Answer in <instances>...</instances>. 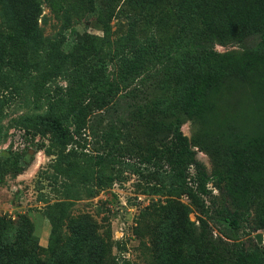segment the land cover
Wrapping results in <instances>:
<instances>
[{
	"label": "rangeland",
	"instance_id": "1",
	"mask_svg": "<svg viewBox=\"0 0 264 264\" xmlns=\"http://www.w3.org/2000/svg\"><path fill=\"white\" fill-rule=\"evenodd\" d=\"M189 1L176 2L183 7ZM127 2L116 1L115 17L109 22L110 38L141 41L148 35V28L129 21ZM137 2L153 7L171 6V0ZM0 3L16 7L18 0ZM39 3L37 27L42 41L36 52L42 69L48 68L54 59L56 51L50 50L51 43L63 41L62 49L66 50L80 34L103 35L94 13H82L73 6L54 10L45 1ZM215 10L218 15V7ZM174 23L171 16L163 18L161 29L165 35L175 28ZM10 33V27L0 16V42H7ZM238 34L212 42V48L223 55L211 66L218 76L187 82L176 92L169 87L166 93L154 91L150 95V100L157 103L165 98L184 100L187 107L177 113L181 131L206 172L217 171L222 176L220 181L216 177L209 179L205 191L197 192L208 215H202L186 194L174 193L169 186L167 155L161 150L172 140L173 126L169 122H174V115L158 114L163 122L158 133H146L141 118H135L131 126L117 130L119 134L111 132L110 141L105 142L102 134L109 132L110 119L99 118L95 111L83 129L87 139L77 145V152L91 155L96 148L99 152H114L113 160L100 165L114 180L107 187L83 184L54 171L56 156L46 151L48 133L26 131L18 123L24 113L34 110L29 96L39 71L31 70L18 88L2 85L0 80V217L19 222L25 230L31 224L27 244L37 246V250L32 252L30 248V256L33 253L50 263L55 258L50 246L52 237V244L57 239L59 245L75 240L68 249L74 254L68 264H94L93 260L82 262L86 247L95 256H103L102 264H111L113 258L115 264H211V259H218V264H234L237 253L227 252L223 240L232 241L228 236L236 232L251 253V263H256L255 252L260 247L264 249V75L256 65L250 69H243L242 65L253 55L258 34ZM47 85L51 89L65 86V76L55 75ZM146 144L154 146L157 153L144 151ZM79 160L81 156L67 157L68 164ZM187 172L188 186L196 189L193 166ZM245 210L247 220L232 231L222 219L223 214ZM256 234L262 236V242L257 241ZM174 238H180L179 262L172 252ZM12 243L13 240L8 248L16 249L18 244Z\"/></svg>",
	"mask_w": 264,
	"mask_h": 264
},
{
	"label": "trees",
	"instance_id": "2",
	"mask_svg": "<svg viewBox=\"0 0 264 264\" xmlns=\"http://www.w3.org/2000/svg\"><path fill=\"white\" fill-rule=\"evenodd\" d=\"M40 1L47 2L54 10L73 6L74 10L82 13H94L103 35L80 34L66 50L62 49L63 41L51 43L50 50L56 51L54 59L48 68L42 69L36 52L38 43L42 41L37 27ZM116 1L18 0L16 7L0 3V16L12 31L7 35V42H0L2 85L10 84L18 88L26 82L31 70L39 71L29 96L34 110L24 113L18 123L26 131L50 135L46 151L56 156L53 164L56 173L83 184L107 187L112 184L114 176L100 165L106 160H113L115 153L108 149L99 152L97 148L91 155L77 152V145L81 146L82 140L87 139L83 129L89 125L93 113L98 111L99 118L107 116L110 119L109 132L102 134L105 142L110 141L111 132L131 126L135 118H141L146 133H158L163 129L158 114L174 115V122H169L173 126L172 140L161 150L167 155L169 186L174 193L186 194L202 215H208V208L197 192L205 191V183L209 179L216 177L220 181L222 176L217 171L206 172L205 166L197 159L196 150L189 146L182 133L177 113L187 107L184 100L176 97L169 101L165 98L157 103L150 100V95L154 91L165 92L170 88L176 92L187 82L218 76L211 66L213 62L222 60L223 55L212 48V42L228 36L235 37L239 32L240 36L258 34L259 41L252 47L253 55L250 54L242 65L245 66L243 69L256 65L258 72L264 75V0H190L183 7L178 6L177 0H171V6L162 4L158 7L127 0L129 21L148 28V35L141 41L127 37L121 41L110 38L109 22L115 17ZM215 6L218 7V15L215 14ZM165 16H171L175 22V28L168 30L166 35L161 25ZM109 65L113 66V70L109 69ZM58 74L65 76L66 85L51 89L47 84ZM143 150L151 155L157 153L150 144H146ZM70 154L76 158L81 156V160L68 164ZM146 160L150 163L149 157ZM159 166H162L161 162ZM189 166H193L196 172V189L188 186ZM245 213L246 210L227 211L222 219L232 231L237 230L248 218ZM202 222L205 223L204 220ZM0 225V264H68L74 257L68 249L75 240L59 245L56 244L57 239L52 244V237L50 246L54 248L55 258L50 263L33 253L30 256V248L32 252L37 250V246L27 244L31 224H27L25 230L19 222H8L0 217ZM22 232L27 233L26 237ZM228 238L232 241L223 242L227 252L237 253L234 264H252L251 253L238 240L236 232L229 234ZM11 240L12 244H18L16 249L8 248ZM171 245L174 258L179 262L180 238H174ZM63 248L66 250L61 252ZM255 248L258 249V246ZM83 253L82 262L93 260L94 264H102L103 256H95L90 247H86ZM255 254V264H264V249L260 247ZM209 261L218 264V259ZM115 263L113 258L111 264Z\"/></svg>",
	"mask_w": 264,
	"mask_h": 264
},
{
	"label": "water",
	"instance_id": "3",
	"mask_svg": "<svg viewBox=\"0 0 264 264\" xmlns=\"http://www.w3.org/2000/svg\"><path fill=\"white\" fill-rule=\"evenodd\" d=\"M255 238L257 239L258 242H262V236L260 234H256Z\"/></svg>",
	"mask_w": 264,
	"mask_h": 264
}]
</instances>
